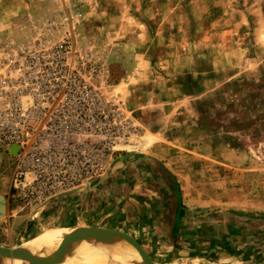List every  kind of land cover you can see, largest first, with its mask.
Segmentation results:
<instances>
[{"label":"rangeland","instance_id":"rangeland-1","mask_svg":"<svg viewBox=\"0 0 264 264\" xmlns=\"http://www.w3.org/2000/svg\"><path fill=\"white\" fill-rule=\"evenodd\" d=\"M9 78L32 119L52 113L51 133L78 155L66 162L70 183L27 206L12 190L18 146L0 148V215L7 201L14 215L0 221V247L25 246L41 226L124 232L145 219L163 231L184 204L191 241L129 235L146 259L170 261L176 244L264 250V0H0ZM97 190L113 214L48 220L59 202Z\"/></svg>","mask_w":264,"mask_h":264},{"label":"built area","instance_id":"built-area-1","mask_svg":"<svg viewBox=\"0 0 264 264\" xmlns=\"http://www.w3.org/2000/svg\"><path fill=\"white\" fill-rule=\"evenodd\" d=\"M29 78L39 77L34 73ZM24 79L25 76L20 78ZM9 80L7 85L4 80L0 81V148L9 151L10 147L18 146L14 157L12 190L17 200L33 206L47 195L54 194L51 192L56 187H65L70 183L74 175L69 172L66 162L78 154H67L63 148L66 140L51 133L49 121L52 113L46 120L47 111L40 121L32 119L31 109L25 108L21 100L24 90L18 85L19 80ZM10 97L13 102H10ZM59 143H62L61 148L57 150L55 147Z\"/></svg>","mask_w":264,"mask_h":264},{"label":"crops","instance_id":"crops-1","mask_svg":"<svg viewBox=\"0 0 264 264\" xmlns=\"http://www.w3.org/2000/svg\"><path fill=\"white\" fill-rule=\"evenodd\" d=\"M92 194V195H89ZM100 194L101 192L94 191L93 193H82L80 198H72L69 200H64L59 202L60 204L50 212L48 220L51 222H55L56 220H60L61 222H64V220H72L75 218H80L81 220H91L92 218L99 217L98 215L100 212H104L105 214L111 215L114 213V211L108 212L105 208H103V203L102 200H100ZM0 201L1 200L0 198ZM2 212L3 209L7 211L8 216H5V214L0 215V221H5L6 217L11 218L13 217V210L10 206V202L7 201L2 204ZM129 204L126 205V209H129ZM169 207L176 208L175 205H169ZM107 209L111 210V205L107 206ZM188 209H191V207H186L184 204L180 206L179 208L177 207L176 213L177 217L175 218L176 220L173 221L170 217H167V219H164L163 221L160 222L162 225H169L165 230L168 229V231L161 230V231H154L151 228L152 223L157 225L159 222L158 221H151L146 222L148 220H140L138 223H135V221L128 223V228L123 229L124 232H126L128 235L133 236L135 240L144 242L145 241V235H160L163 237H159V240L161 241H166L168 243H173L175 242L176 238H179L181 241L186 240V241H191L192 236L194 235L193 232L188 231L187 225L191 222V219L193 216L188 215ZM106 215V216H107ZM2 219V220H1ZM151 223V224H150ZM149 225V229L146 230V228ZM173 225V226H172ZM137 226V227H136ZM172 226V227H171ZM153 231V232H152ZM145 234V235H144ZM165 236V237H164ZM132 237V238H133ZM121 242L122 240L119 239ZM123 243V242H122ZM180 243V242H179ZM191 247V244L189 245ZM188 247V251L186 247H183L179 244H176L174 247V252H173V259H170V261H161L159 263H178V264H187L186 262L183 263L182 261H188L190 260V263L195 261L198 263L200 260H205L208 259L209 264H264V250H261L260 247L257 245L254 246L253 248V254L247 253V249L249 247L244 246H238L237 248L232 249H217V250H212L211 249H206L201 253H198L195 248H190ZM126 248V247H125ZM127 249V248H126ZM129 254L131 255L133 259V254L127 249ZM186 254H184L185 252ZM216 251V252H215ZM252 252V251H251ZM249 256H251L253 259H251ZM251 259V260H250ZM134 260V259H133ZM145 261H152V260H145ZM157 262V261H153Z\"/></svg>","mask_w":264,"mask_h":264},{"label":"bare ground","instance_id":"bare-ground-1","mask_svg":"<svg viewBox=\"0 0 264 264\" xmlns=\"http://www.w3.org/2000/svg\"><path fill=\"white\" fill-rule=\"evenodd\" d=\"M86 234L83 227L68 228L59 230L55 233H49L48 229L37 227L33 236L27 240L21 248L32 250L42 246H55L58 242L78 241ZM96 238V237H93ZM119 239L115 240L110 246L101 248H90L89 250H80L58 257H45L41 261L44 264H133L127 253L121 246ZM23 244V243H22ZM42 263V264H43ZM0 264H20L16 259L0 257ZM144 264H163L159 262L148 261ZM178 264V263H166Z\"/></svg>","mask_w":264,"mask_h":264},{"label":"water","instance_id":"water-1","mask_svg":"<svg viewBox=\"0 0 264 264\" xmlns=\"http://www.w3.org/2000/svg\"><path fill=\"white\" fill-rule=\"evenodd\" d=\"M85 236L78 241H60L55 246H42L27 250L23 248L9 249L0 247V255L10 259H16L20 264H41L45 257H58L71 251L89 250L110 246L115 240H123L126 248L133 254L135 264H144L147 260L140 246L126 233L97 228H85ZM96 237V238H93Z\"/></svg>","mask_w":264,"mask_h":264}]
</instances>
